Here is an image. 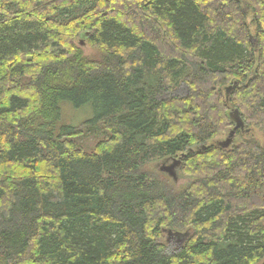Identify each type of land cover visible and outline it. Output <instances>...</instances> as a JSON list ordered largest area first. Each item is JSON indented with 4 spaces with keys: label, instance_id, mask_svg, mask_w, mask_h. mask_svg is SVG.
Here are the masks:
<instances>
[{
    "label": "trees",
    "instance_id": "obj_1",
    "mask_svg": "<svg viewBox=\"0 0 264 264\" xmlns=\"http://www.w3.org/2000/svg\"><path fill=\"white\" fill-rule=\"evenodd\" d=\"M63 102L92 116L61 124ZM254 130L264 0H0V264H264ZM175 159L177 191L144 170Z\"/></svg>",
    "mask_w": 264,
    "mask_h": 264
},
{
    "label": "rangeland",
    "instance_id": "obj_2",
    "mask_svg": "<svg viewBox=\"0 0 264 264\" xmlns=\"http://www.w3.org/2000/svg\"><path fill=\"white\" fill-rule=\"evenodd\" d=\"M247 22H249V17L247 18ZM253 30V28H252ZM81 49L83 55L89 58H98L99 52L95 49L90 48L88 45H85L84 41H80ZM172 96L184 97L188 95V89L183 82H180L179 85L174 88L171 92ZM61 110V124H69L72 126H78L82 122L86 121L92 116V111L89 107H82L79 109L73 108L69 103L63 102L60 105ZM105 138V134L103 131V126L99 125L97 129L87 131L82 137L78 140L79 144L84 147L85 150H90L93 148L94 144ZM227 138V133H221L217 136L216 141L223 142ZM245 138H254L258 140L260 144L263 142V134L257 130L250 132L245 136ZM241 141V136L235 137L234 144H237ZM173 163L172 160L163 161L159 160L157 162H152L145 166L144 170L149 175L159 178L161 181L168 182L172 187V190L177 191L178 189L184 187L185 185H189L194 179L193 177L183 176L179 169L176 171V179L170 177L166 172L161 170L162 167H170ZM176 235L173 234H165L164 243L166 245L167 253H173L175 250H178L180 247V242L178 241Z\"/></svg>",
    "mask_w": 264,
    "mask_h": 264
},
{
    "label": "water",
    "instance_id": "obj_3",
    "mask_svg": "<svg viewBox=\"0 0 264 264\" xmlns=\"http://www.w3.org/2000/svg\"><path fill=\"white\" fill-rule=\"evenodd\" d=\"M235 86H236V84H234L233 86H231L225 90L226 99L229 97L230 92L234 89ZM229 117L234 122L235 126L229 132L227 138L223 142H220V145L223 148H228L233 141L235 131L237 129L243 128V122L239 116L238 110H234V111L230 112ZM173 163L174 164H172L170 167H162L161 170L163 172H166L170 177H173V179H176V171H177V169L180 168L181 162L179 159H175V160H173Z\"/></svg>",
    "mask_w": 264,
    "mask_h": 264
},
{
    "label": "bare ground",
    "instance_id": "obj_4",
    "mask_svg": "<svg viewBox=\"0 0 264 264\" xmlns=\"http://www.w3.org/2000/svg\"><path fill=\"white\" fill-rule=\"evenodd\" d=\"M233 86V85H232ZM231 87V86H230ZM229 88V87H228ZM227 89V88H226Z\"/></svg>",
    "mask_w": 264,
    "mask_h": 264
}]
</instances>
